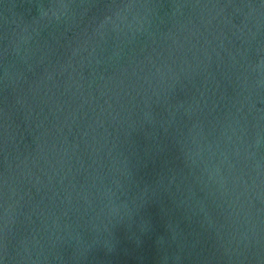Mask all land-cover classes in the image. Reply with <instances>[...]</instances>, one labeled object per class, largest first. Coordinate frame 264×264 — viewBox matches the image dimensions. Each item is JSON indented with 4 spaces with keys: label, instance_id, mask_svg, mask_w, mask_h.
Masks as SVG:
<instances>
[{
    "label": "water",
    "instance_id": "1",
    "mask_svg": "<svg viewBox=\"0 0 264 264\" xmlns=\"http://www.w3.org/2000/svg\"><path fill=\"white\" fill-rule=\"evenodd\" d=\"M0 264H264V0H0Z\"/></svg>",
    "mask_w": 264,
    "mask_h": 264
}]
</instances>
